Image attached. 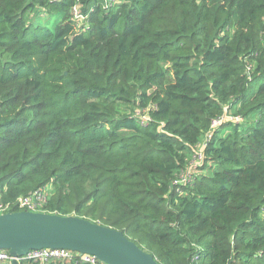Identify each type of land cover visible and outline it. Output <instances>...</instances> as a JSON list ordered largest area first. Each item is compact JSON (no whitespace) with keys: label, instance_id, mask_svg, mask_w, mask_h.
Listing matches in <instances>:
<instances>
[{"label":"trees","instance_id":"obj_1","mask_svg":"<svg viewBox=\"0 0 264 264\" xmlns=\"http://www.w3.org/2000/svg\"><path fill=\"white\" fill-rule=\"evenodd\" d=\"M44 189L160 264H264V0H0V205Z\"/></svg>","mask_w":264,"mask_h":264},{"label":"water","instance_id":"obj_2","mask_svg":"<svg viewBox=\"0 0 264 264\" xmlns=\"http://www.w3.org/2000/svg\"><path fill=\"white\" fill-rule=\"evenodd\" d=\"M42 249L92 255L103 264H160L123 232L77 216L27 211L0 215V250L9 251L12 264Z\"/></svg>","mask_w":264,"mask_h":264},{"label":"built area","instance_id":"obj_3","mask_svg":"<svg viewBox=\"0 0 264 264\" xmlns=\"http://www.w3.org/2000/svg\"><path fill=\"white\" fill-rule=\"evenodd\" d=\"M109 2H118V0H108ZM107 8V7H106ZM75 15L79 17L78 10H75ZM224 118V117H223ZM221 118V119H223ZM229 119H241L239 117H231V118H224ZM148 118H144V122H148ZM223 120H216L213 123V127H216L217 123L219 126L222 125ZM232 122V121H231ZM218 126V127H219ZM217 127V128H218ZM215 130V129H214ZM211 135H209V138ZM203 145H207V142L203 143ZM201 156L198 158L199 162L202 163ZM194 167V165H193ZM193 170V169H192ZM193 175L191 172L188 175L183 177V180L180 182L181 184L188 185L192 182ZM49 189H44L42 191L36 192L35 194L31 195L27 198H21L18 203V207L22 211L27 212H43L45 205L48 203L46 195L49 199L50 197ZM10 205H0V215L7 213L9 210ZM12 257L9 251L0 250V264H12ZM20 264L23 263H32V264H54V263H62V264H103L101 261L97 259V257L87 254H81L79 252L65 250V249H42V250H33L30 251L29 254L21 259L18 260Z\"/></svg>","mask_w":264,"mask_h":264},{"label":"rangeland","instance_id":"obj_4","mask_svg":"<svg viewBox=\"0 0 264 264\" xmlns=\"http://www.w3.org/2000/svg\"><path fill=\"white\" fill-rule=\"evenodd\" d=\"M228 121H230L229 119H225L224 120V122H228ZM231 121L232 122H234V123H242L243 121L241 120V119H231ZM217 126L216 127H214V129H216L218 126H219V123H217L216 124ZM211 136L213 135V134H210ZM211 138V137H210ZM209 138V136H208V138L207 139H210ZM192 163H193V165H194V167H193V171H194V176L195 175H199V174H206L208 171H207V169H204V171L202 170V166H203V163H200L199 162V160H198V158H194V160L192 161ZM180 180L182 181L183 180V178H180ZM46 198H47V202H48V197H47V195H46Z\"/></svg>","mask_w":264,"mask_h":264}]
</instances>
